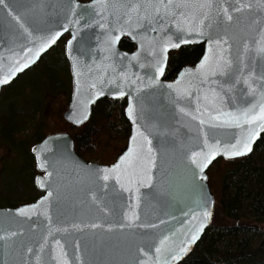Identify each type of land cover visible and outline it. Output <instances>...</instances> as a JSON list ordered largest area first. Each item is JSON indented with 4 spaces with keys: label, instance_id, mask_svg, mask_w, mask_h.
<instances>
[{
    "label": "water",
    "instance_id": "obj_1",
    "mask_svg": "<svg viewBox=\"0 0 264 264\" xmlns=\"http://www.w3.org/2000/svg\"><path fill=\"white\" fill-rule=\"evenodd\" d=\"M6 2L15 9L14 14L21 17L20 23L27 32L7 14L8 9L0 7V79L10 77L8 83L0 85V93L68 34L64 55L71 91L62 118L71 126L79 127L88 121L92 106L98 100L124 99L123 114L129 123V134L123 150L110 164L80 157L67 131L47 134L33 146L37 172L34 185L41 195L17 207H0V236L5 237L0 240V264H36L34 254L44 241L47 244L40 253L42 259L54 248L51 254L59 258V264L65 261L67 264L179 263L211 222L215 200L207 183L208 169L217 160L250 154L264 133V129L257 127L260 121L251 125L241 121L239 127L225 123L229 119L227 113L239 115L241 109L253 105H256L253 114L259 112V106L264 104L260 84L254 83V94L247 92V86L236 85L230 92L217 88V95H213L209 84H201L198 70L210 56V44L213 53L218 51L214 43L217 39L229 41L226 56L230 53L233 60L240 55L244 43L251 45L253 39H259L258 32L264 28V23H252V20L264 18V3L245 0L246 4H251L250 8L232 13L234 19L220 26L213 19L212 27L203 28L204 35H200L196 31L189 32L188 25H178L173 20L166 21L163 29L153 25L156 31L147 24L137 26L134 13L132 19H128V4L138 0ZM201 2L189 0L190 7L184 11L198 15L200 9L196 5ZM53 36L56 39L51 43ZM113 37H119L114 44L110 43ZM123 39L132 42L133 50L120 48ZM185 40L188 42L184 43ZM45 43L48 46L36 56ZM176 43L180 46L171 47ZM193 44L202 45L197 61L180 68L172 78H165L169 54ZM165 48L167 50L163 51ZM29 60L33 61L29 67L12 75L16 61L22 66ZM241 60L248 63L245 56L241 55ZM158 61L163 62L162 75L157 71ZM251 68L252 72L248 67L244 72L252 75V82L258 81L262 69L256 60L251 62ZM212 79L223 83L227 77ZM130 108L134 109L133 114ZM201 120L205 123L201 124ZM137 129L152 141L151 156ZM248 140H251L252 150L247 154L231 158L225 154L237 141L242 148ZM206 143L218 145L219 150L214 158L209 156L210 163L200 172L190 157L194 152L200 153L197 159L203 162L210 154ZM141 145L144 152L131 182L123 167L111 174L108 181L102 179L104 173L100 170L111 169L130 149ZM23 209L31 211L21 215ZM205 211L211 212L207 221L203 216ZM201 223L204 227L198 239L188 245L179 259L171 260V256L178 254L196 234ZM56 240L63 245V255L55 246ZM161 240L165 243L161 244ZM28 248L33 252L29 253ZM157 248H161V252H157Z\"/></svg>",
    "mask_w": 264,
    "mask_h": 264
},
{
    "label": "trees",
    "instance_id": "obj_2",
    "mask_svg": "<svg viewBox=\"0 0 264 264\" xmlns=\"http://www.w3.org/2000/svg\"><path fill=\"white\" fill-rule=\"evenodd\" d=\"M120 47L130 51L133 44L123 39ZM201 53L202 45L182 46L171 53L165 78H172L183 66L194 64ZM33 67L38 68V75L31 74ZM31 83L28 95L26 91ZM70 91L68 65L58 45L1 90L0 145L15 153V161L25 159L22 171L31 166L33 155L28 139L20 137L18 132L41 107L40 93L45 96L61 93L68 103ZM124 105V99L102 98L92 106L86 123L79 127L69 126L80 157L86 160L101 147L98 155L101 164L115 160L129 134ZM33 131L35 142L46 135L40 126ZM32 169L34 171V167ZM215 169L220 171L217 190L212 189L207 179L215 193L211 222L192 250L177 264H264V133L250 154L217 160L207 175Z\"/></svg>",
    "mask_w": 264,
    "mask_h": 264
},
{
    "label": "snow or ice",
    "instance_id": "obj_3",
    "mask_svg": "<svg viewBox=\"0 0 264 264\" xmlns=\"http://www.w3.org/2000/svg\"><path fill=\"white\" fill-rule=\"evenodd\" d=\"M261 2L264 3V0H261ZM223 5H227V7ZM0 7L8 9L7 14L19 24L20 28L24 29V31L27 32V29L24 27V24L20 23L21 17L19 15L14 14L15 9L10 7L6 0H0ZM189 7V0H138L137 3L128 4V8L130 9V12L128 13V19L131 20L132 14L134 13L137 19V26L144 27V25L147 24L149 27H151L152 31L157 30L156 27H153V25H160L161 29H163L166 21L173 20L176 21L178 25L181 23L188 25L189 32L196 31L200 35H204L203 28L212 27L213 19L217 21L218 26L222 25L225 21L231 22L234 19L232 13L243 12L250 8L251 4H246L245 0H202L201 3H198L196 5V7L200 9L198 15H190L188 12L184 11V9ZM205 9L207 11H205ZM213 13H215L214 16L212 15ZM141 21L143 23H141ZM194 22L195 27H193ZM252 23H264V18H262V20L254 19L252 20ZM180 30L184 31L183 28H180ZM258 36L259 39H253L251 45H249L248 43L243 44L241 53L235 58V60L231 58L230 53L226 56V53H228V48L230 47L229 41L227 39H217L214 42L216 48L218 49L216 53L212 52V46L210 44V56L205 58V62L200 65L198 70L199 74L202 76L201 84H209V90L213 93V95H217V88L221 89L222 91L230 92L235 88L236 85L247 86V92L249 94H254L255 88L253 85L254 83H258L260 84V87L262 89L261 94L264 95V28H262L258 32ZM55 39L56 37L53 36L50 42L54 43ZM117 39H119V37H113L110 40V43L114 44ZM183 42L187 43L188 41L185 40ZM47 46V43H45L36 52V56H39V53L43 51L44 48ZM179 46V43L171 44V47ZM166 50V48L163 49V51ZM27 51L30 52L31 49H28ZM241 55L247 57V64H245L244 61L241 60ZM253 60H256L262 69L260 79L254 82H252V75H247L244 72L245 67H248L249 72H252L251 62ZM31 62L33 61L29 60L28 62L23 63L21 66L20 62L16 61L17 67L15 68L12 75H15V72L21 71L23 68L29 67V64ZM162 63V61H158L157 63V71L161 75L163 74V68L160 66ZM215 77H227V79H225L223 83H218L216 79H212ZM9 79L10 77L0 79V85L8 83ZM225 85H227L226 89ZM168 87L171 88L172 85H169ZM121 95H123V93H121ZM255 108L256 105H253L251 108L241 109L239 115L227 113L225 115H227L229 119L226 120L225 123L229 125L235 124L237 127H239L241 121L249 125L253 124L256 121H260L257 127L259 129H264V104H261L259 106L258 113L253 114ZM181 111L183 112L184 110L181 109ZM129 112L130 114H133L134 109L130 108ZM193 118L195 119V117ZM216 119H219V117H217ZM203 123H205V121L201 120V124ZM137 132L140 136L143 137L144 141L148 145L147 153L151 156L153 152V149L150 147L152 141L149 140L146 136H143V133L140 132L139 129H137ZM239 144L240 141H237V144L232 145L231 150H226L225 154L231 158L245 155L252 150L251 140L245 142L242 148L238 147ZM205 146L210 149V154L204 157L203 162H199L197 159V157L201 155L200 153L194 152L190 157L192 164L196 165L199 168L200 172H203L204 168L207 167V164L210 163L209 156L214 158L215 153L219 150L218 145H207L206 143ZM143 152L144 145H141L139 148L133 147L125 156L121 157V160L117 165L113 166L111 169L100 170L104 173L102 179L104 181H108L110 179L111 174L118 173L123 167L124 173L129 176V181L131 182V179L137 175V167L141 162V156ZM151 163L154 166V158H152ZM40 166L43 168L44 164L42 163ZM49 175H51V173H49ZM205 178L206 177H201V179ZM148 179L150 180L151 177H148ZM119 180L120 177L117 176V182H119ZM39 183L41 187L44 186L43 182ZM140 183L141 186H143L144 180L141 179ZM148 186L151 187V184H148ZM124 190L128 191L129 189L125 188ZM49 195H51V193H49ZM29 211H31V209H23L21 210V215L27 214V212ZM203 216L204 220L207 221L211 217V212L205 211L203 213ZM203 227L204 224L201 223L200 228L197 229L196 234H193L190 237L189 241L183 247L180 248L178 254L171 256V260L175 261L179 259L180 256L188 250V245L198 239L199 232L203 230ZM2 239H5V237L0 236V240ZM160 243L164 244L165 240H161ZM45 244H47V241H44L41 245H39L38 252L34 254L36 264H53L54 261L59 264V258L51 254L55 250L54 248L49 250L48 255L45 259H42L40 253H43L45 251ZM55 246L61 249V255H63V245L60 244L59 240L55 241ZM161 250V248L156 249L157 252H161ZM27 251L29 253H32L33 249L28 248ZM64 264H67V262L65 261Z\"/></svg>",
    "mask_w": 264,
    "mask_h": 264
},
{
    "label": "rangeland",
    "instance_id": "obj_4",
    "mask_svg": "<svg viewBox=\"0 0 264 264\" xmlns=\"http://www.w3.org/2000/svg\"><path fill=\"white\" fill-rule=\"evenodd\" d=\"M57 45L63 48V41ZM30 70L31 74L38 75L39 73L37 67H33ZM26 78L24 82L28 81ZM31 86L32 83L27 87L28 90L26 89L28 95L31 94ZM38 99L40 100L41 107L33 116L27 119L26 124L18 132L20 137L28 139L31 149L37 143L32 138L33 130L37 126H40L41 131L46 135L54 132L71 131L69 129L70 125L62 118V113L66 109L67 103L61 93L54 94L53 96H45L44 93H40ZM0 115H2L1 109ZM100 149L93 151L90 156L86 157V161L100 163L98 159L99 152H101ZM14 157L15 153L12 150L9 151L6 147L0 145V207L17 206L34 200L39 194L34 186V178L37 173L32 169L34 167L33 158L31 159V166L25 167L22 171L21 166L24 165L25 159L19 158V160L15 161ZM219 176L220 171L218 169L212 170L209 173L207 179L210 181L213 190H217ZM213 194L215 197V193Z\"/></svg>",
    "mask_w": 264,
    "mask_h": 264
},
{
    "label": "flooded vegetation",
    "instance_id": "obj_5",
    "mask_svg": "<svg viewBox=\"0 0 264 264\" xmlns=\"http://www.w3.org/2000/svg\"><path fill=\"white\" fill-rule=\"evenodd\" d=\"M80 1H82V0H80ZM84 1H86V0H84ZM67 38H68V34H65V35L62 36V37H61V38H60V39H59V40H58V41H57L52 47H54V46L57 45V44L62 43V41H63V48H62V49H63V52H64V45H65V41L67 40ZM127 40H128V39H127ZM129 41H130V40H129ZM120 42H121V41H120ZM131 43H132V42H131ZM193 45H195V44H193ZM200 45H201V44H200ZM119 46H120V45H119ZM185 46H188V45H185ZM52 47H51V48H52ZM51 48H50V49H51ZM120 48H121V47H120ZM133 48H134V46H133ZM180 48H181V47H180ZM50 49H49V50H50ZM121 49H122V48H121ZM49 50H48V51H49ZM123 50H124V49H123ZM132 50H133V49H132ZM178 50H179V49H178ZM178 50H176V51H178ZM48 51H47V52H48ZM126 51H127V50H126ZM130 51H131V50H130ZM47 52H46V53H47ZM174 52H175V51H174ZM46 53H45V54H46ZM172 53H173V52H172ZM170 54H171V53H170ZM170 54H169V56H170ZM64 57H65V55H64ZM40 59H41V58H40ZM40 59H39V60H40ZM65 59H66V58H65ZM196 61H197V60H196ZM66 62H67V60H66ZM194 63H195V62H194ZM34 65H35V64H34ZM34 65H33V66H34ZM67 65H68V62H67ZM30 68H31V67H30ZM27 70H28V69H27ZM68 70H69V67H68ZM24 72H25V71H24ZM24 72H23V73H24ZM20 75H21V74H20ZM69 75H70V73H69ZM18 76H19V75H18ZM18 76H17V77H18ZM17 77H16V78H17ZM16 78H15V79H16ZM15 79H14V80H15ZM14 80H13V81H14ZM5 87H6V86H5ZM70 87H71V77H70ZM3 88H4V87H3ZM3 88H2V89H3ZM69 125H70V124H69ZM73 127H74V126H73ZM68 132H69V131H68ZM34 171H35V169H34ZM36 173H37V172H36ZM36 175H37V174H36ZM36 175H35V176H36ZM34 186H35V185H34ZM38 192H39V191H38ZM40 195H41V192H39V194L36 196V198L39 197ZM36 198H35V199H36ZM35 199H34V200H35ZM34 200H31V201H34ZM31 201H29V202H31ZM19 205H20V204H19ZM17 206H18V205H17ZM17 206H8V207L13 208V207H17Z\"/></svg>",
    "mask_w": 264,
    "mask_h": 264
}]
</instances>
